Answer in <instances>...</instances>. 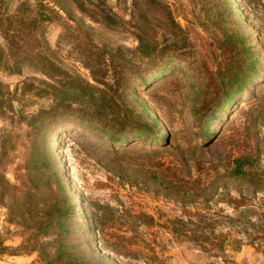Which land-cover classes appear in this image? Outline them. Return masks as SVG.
Wrapping results in <instances>:
<instances>
[{
  "label": "rangeland",
  "instance_id": "374dc122",
  "mask_svg": "<svg viewBox=\"0 0 264 264\" xmlns=\"http://www.w3.org/2000/svg\"><path fill=\"white\" fill-rule=\"evenodd\" d=\"M20 1L0 0V20ZM41 1L55 10L41 25L49 57L72 77L102 91L90 97L68 86L38 92L36 88L45 85L41 80L57 84L28 62H21L19 71L0 64L3 178L13 184L26 179L23 164L31 142L21 113L57 102L87 115L93 111L98 125L109 126L130 109L131 117L122 119L124 130L136 132L135 119L149 124L154 120L152 130L141 127L139 137L129 135V140L119 142L64 114L44 131L43 143L56 175L69 201L80 206L76 224L88 228L71 235V240L85 253L115 264H264L263 191L227 182L207 200L181 202L163 193L167 189L154 178L170 168L180 178L202 181L253 145L264 169V0H160L178 28L166 24L161 12L142 0ZM103 12H112L114 23L104 21L99 15ZM140 13L147 26L143 35L154 46L143 56L135 50L132 26L142 21ZM217 14L226 16L222 25L248 46L236 56L245 64L256 57L258 71L244 81L243 91L232 102L209 106L205 112L214 114V130L202 137L191 130V111L205 94L210 76L219 79L217 70L224 63V35L212 29L211 19ZM0 46L6 55L1 31ZM4 60L10 62L8 57ZM204 68L212 73L209 77ZM7 200L8 195L0 198V238L9 252L0 253V264H40L36 250L17 248L32 240L28 230L7 220ZM196 226L204 234L225 233L229 241L224 253L193 239L191 233H199Z\"/></svg>",
  "mask_w": 264,
  "mask_h": 264
},
{
  "label": "trees",
  "instance_id": "16d2710c",
  "mask_svg": "<svg viewBox=\"0 0 264 264\" xmlns=\"http://www.w3.org/2000/svg\"><path fill=\"white\" fill-rule=\"evenodd\" d=\"M142 2L145 5L151 4L158 9L164 16L166 24L179 27L165 2L160 0H142ZM135 4L134 1L131 5ZM79 5V7H83L81 3ZM51 12H55L54 8L41 0H22L11 12L3 13L0 20V31L7 44L8 52L5 55L0 46V61L3 60L0 63L1 66L8 70L19 71L18 65L21 62H28L57 84L41 80L45 85L44 88H36L38 92L47 91V87L52 88L54 92L60 86H68L71 92L83 90L90 97L96 91H102L99 86L72 77L49 57V48L43 36L41 25L50 19ZM99 15L106 22L114 23L115 21L112 12H103ZM140 16L142 21H133L132 26L136 29L137 44L135 50L143 56L150 54L154 46L149 44L143 35L146 33L147 26L144 22L146 21L144 15L140 13ZM116 21H120V18ZM227 21L226 16L220 14L211 19L213 31L224 35L220 38V50L224 63L217 70L219 79L216 80L210 76L212 81L208 86H205V94L198 106L191 111V130L200 133L202 137H208L214 130L212 125L215 116L213 113L205 112L211 109L209 106L212 105L214 108L220 101L223 103L225 101L232 102L243 91L244 81L254 77L258 71L256 57H250L248 63L245 64L236 56L237 51L239 52L248 46L242 45L241 37L236 34L232 35L229 32L230 29L222 25ZM5 57L10 58V62L4 60ZM204 70L208 77L212 74L207 72L205 68ZM140 79L145 81V75H140ZM25 85L31 84L26 82ZM92 112L90 111L91 114L87 115L81 108L66 109L54 102V105L47 108L40 107L34 112L20 114L28 126L31 142L23 164L26 179L20 184H13L6 181L0 174V198L8 195L7 220L28 230L31 236V242L28 244L24 242V246L17 248L36 250L41 261L40 264H115L102 255L85 253L82 248H79L77 241L71 240V235L76 232L83 233L88 228L83 225L78 227L76 224L81 215L80 206H75L69 201L67 192L56 175L52 155L43 143L44 131L49 124H54L57 119L63 118L64 114H70L79 121H85L88 125L98 128V131L106 134L109 139L122 142L129 140V135H138L139 137L142 131L141 127L151 129L155 126V121L152 120L154 124H149L143 120L135 119L134 127L137 129L133 131L136 132H127L121 124L126 115L131 117L129 115H132L130 109H127L126 113L123 112L122 117L114 116L113 119L117 117L118 121L109 126L98 125ZM94 112L96 113L95 110ZM152 118L154 119V117ZM206 143L202 144L206 145ZM222 169V171H215L213 175H209L201 181L199 177L180 178L173 169L167 168L163 173L154 174L157 183L167 190L162 191L157 186L152 187L154 190L162 191L181 202L207 200L218 187L227 182L242 185L252 192H264V169L259 165V150L256 145L232 156L230 162H227ZM230 203L237 205L235 198H231ZM196 228V231L199 232L198 226ZM46 235L49 236L48 239L39 240L40 236ZM191 237L197 241L200 239L202 246V243L211 245L218 253H224L225 245L229 241V238L222 232L207 234L192 232ZM7 249L8 247L2 243L0 238V253L9 252Z\"/></svg>",
  "mask_w": 264,
  "mask_h": 264
}]
</instances>
